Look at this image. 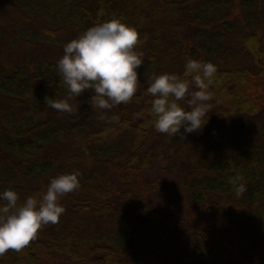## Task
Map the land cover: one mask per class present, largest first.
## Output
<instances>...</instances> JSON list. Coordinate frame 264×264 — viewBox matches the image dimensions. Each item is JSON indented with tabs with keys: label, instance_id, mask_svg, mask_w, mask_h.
<instances>
[{
	"label": "trees",
	"instance_id": "obj_1",
	"mask_svg": "<svg viewBox=\"0 0 264 264\" xmlns=\"http://www.w3.org/2000/svg\"><path fill=\"white\" fill-rule=\"evenodd\" d=\"M114 17L140 34L133 98L91 108L89 89L73 113L48 106L68 96L64 45ZM189 59L217 67L208 121L157 132L146 90ZM64 173L80 187L59 222L0 264H264V0H0V192L22 203ZM175 175L173 207L151 192Z\"/></svg>",
	"mask_w": 264,
	"mask_h": 264
},
{
	"label": "clouds",
	"instance_id": "obj_2",
	"mask_svg": "<svg viewBox=\"0 0 264 264\" xmlns=\"http://www.w3.org/2000/svg\"><path fill=\"white\" fill-rule=\"evenodd\" d=\"M139 41L136 27L117 17L89 27L64 45V54L57 61L60 84L67 88V98L45 97L46 104L60 112L73 113L77 106L70 103L71 99L89 89L94 90L89 100L91 108L111 109L128 103L137 92V69L143 64L142 53L135 50ZM216 72L212 62L189 59L182 77L175 73L154 76L146 91L152 97L149 111L155 130L175 136L182 127L184 133L202 129L209 118L207 102ZM186 98L188 109L181 103ZM241 180L238 174L229 181L235 186L237 197L246 191ZM79 187L76 173H64L52 178L45 192L29 196L22 203L14 189L0 192V201H4L0 204V256L9 249L19 251L29 245L42 226L58 223L66 211L59 203L60 197Z\"/></svg>",
	"mask_w": 264,
	"mask_h": 264
},
{
	"label": "rangeland",
	"instance_id": "obj_3",
	"mask_svg": "<svg viewBox=\"0 0 264 264\" xmlns=\"http://www.w3.org/2000/svg\"><path fill=\"white\" fill-rule=\"evenodd\" d=\"M178 175H175L171 178L166 179L167 181L163 180L162 184H158L154 188V191L151 192L152 195L155 196H163V199H165V202L170 203L171 206L176 207L178 199L175 201V196L177 195L175 192V183L179 181ZM73 264H78V263H73Z\"/></svg>",
	"mask_w": 264,
	"mask_h": 264
}]
</instances>
